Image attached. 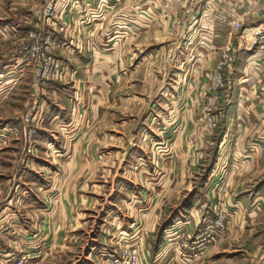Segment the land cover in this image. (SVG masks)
Segmentation results:
<instances>
[{
    "label": "rangeland",
    "instance_id": "1",
    "mask_svg": "<svg viewBox=\"0 0 264 264\" xmlns=\"http://www.w3.org/2000/svg\"><path fill=\"white\" fill-rule=\"evenodd\" d=\"M160 5L166 14L167 2ZM129 7L124 0H0V264H98L105 248L125 243L117 236L129 224L137 230L126 237L138 238L148 264L167 228L171 264H257L264 252V213L251 223L226 196L257 183L237 174L236 160L216 172L227 104L209 131L203 86L191 120L211 143L199 148L197 139L190 149L189 101L179 96L188 89L174 80L198 72L177 68L174 40L157 19L148 34L133 23L126 38ZM51 64L57 76L46 71ZM243 114L235 119L250 128ZM221 210L223 230L210 224Z\"/></svg>",
    "mask_w": 264,
    "mask_h": 264
},
{
    "label": "crops",
    "instance_id": "2",
    "mask_svg": "<svg viewBox=\"0 0 264 264\" xmlns=\"http://www.w3.org/2000/svg\"><path fill=\"white\" fill-rule=\"evenodd\" d=\"M124 1L127 6H130L129 8H126L125 12L126 38L134 35L131 31L133 23L138 27L137 32L139 31L148 34L150 30L149 28L154 22H152V20L157 19V21H161L162 24H165L166 26L162 29L163 33L172 37L174 40L171 43L172 46L170 47V50L177 53V68H191L193 73L198 72L195 80H191L192 78H183V76H181L182 73L180 72L177 73L174 81L178 86L184 85V88L188 89V92L179 94V96H182V99L184 98L189 101V107L185 109V115H187L189 120L185 129V133L188 132L187 137L189 138H187L188 140L186 141L188 143L187 146L195 152L198 148L196 141L199 139V148L203 147V144L208 147L207 144L211 143V141H209L208 138H203L201 136L196 123L191 119L194 118L197 111L195 101L200 99V95H202L204 89L203 86L206 87L208 81L206 72L212 69L218 55L217 48L210 50L207 46H199L197 44L198 39L201 38L200 33L201 35L203 33L204 35H211V30H209V27H211L210 21L203 19L201 25L204 29L188 37L186 32L187 28L191 26L192 20L190 18L191 13L187 12L186 7H184L185 0H136L135 4L138 5L135 7L132 1ZM160 1L163 3L167 2L168 4L166 14H162L163 11L161 12L162 7ZM150 9L153 10V12L150 13ZM117 21L122 22L121 18H118ZM116 46L117 45L115 44L111 50H114ZM157 51H161V49H157ZM182 54H184L183 62ZM254 55H256V52L252 51L246 55L244 54L242 57L240 51L237 63L235 64V68H237L238 72H234L235 68H232L230 72L227 73V76L232 81L231 88H233V90L230 91L224 101L227 104V109L223 116L224 128L218 144L220 156L216 164V172L219 173L224 165L232 160H236L235 164L240 166L237 174L241 175L243 180L248 175L255 184L257 183L253 189L244 191L242 194H239L241 191H239V193L231 192L230 190L226 191V196L229 195L228 198H235L236 203L233 206H236L239 211L243 210L248 212V217L252 219L251 223H255L257 217L264 213V66L261 67L258 62L254 60ZM150 57L152 62L157 60H153V54H151ZM242 58L243 60L241 62ZM142 62H140V65ZM138 65L139 64H137V66ZM201 70L206 71L203 72L205 74L202 78L203 82L198 80V77L202 75ZM163 79L164 82H162V89L164 90L166 82L165 78ZM181 82L183 84H180ZM242 109H246L250 112L249 114H243L244 116H249L251 119L250 128L246 129V127L242 126V123L239 124L241 121L235 119L236 114L238 116L242 115V113H240ZM234 122H236L235 126ZM178 132L181 133L182 128H179ZM173 133H175V131H173ZM193 135L195 142L194 144H191ZM183 138L184 135H179L177 137L179 141L181 140L183 142L184 147ZM190 159L192 160V158L189 157L188 160ZM173 160H167V162H172ZM206 193L214 198V195H212L211 192ZM228 198L227 200L230 201ZM210 199L212 198L210 197ZM254 219L255 221H253ZM136 230L137 227L135 224H129L128 227L120 230L121 233L118 232L120 235L117 237L120 242H126L130 239L126 236L134 235ZM129 231L134 233L129 234ZM172 236L171 228L165 229L163 241L160 243V249L151 259L150 264L174 263L175 256L170 259V257H168L169 251L167 252L168 249L171 250L170 242L172 241ZM216 256L219 258V256L223 255ZM147 261V257H142L139 264H148Z\"/></svg>",
    "mask_w": 264,
    "mask_h": 264
},
{
    "label": "built area",
    "instance_id": "3",
    "mask_svg": "<svg viewBox=\"0 0 264 264\" xmlns=\"http://www.w3.org/2000/svg\"><path fill=\"white\" fill-rule=\"evenodd\" d=\"M164 1V0H163ZM161 2V1H160ZM184 7L191 13V26L187 28L186 35L190 37L194 33L202 31L201 22L203 19L209 20L211 35H204L198 39V45L207 46L211 49H218V55L215 59L213 70L206 84V104L204 106L206 114L207 129L212 131L221 117V107L224 103L228 90L231 89L232 81L227 73L234 68L237 62L238 54L243 49L246 51H255L254 60L264 66V0H185ZM252 27L253 40L250 42L247 38L246 29ZM259 42L260 44H257ZM257 44V45H256ZM40 47L32 50V58L40 53ZM46 54L43 53L42 57ZM41 58V55H39ZM53 64L46 67V71L51 76L58 75V71ZM242 113L248 114L246 109ZM20 125L14 126L11 134H17ZM7 136V132H5ZM220 215L212 218L210 224H215L216 228L223 230L227 222V214L220 211ZM179 228V227H178ZM181 232L177 230L176 235ZM183 240L184 249L190 248V236ZM133 238V236H132ZM179 242V241H178ZM178 242L176 244L178 245ZM195 242V241H194ZM138 241V238L125 243H121L118 248L102 251L98 256V264H139L142 257L146 258V248ZM148 250V249H147ZM257 264H264V252L260 256Z\"/></svg>",
    "mask_w": 264,
    "mask_h": 264
},
{
    "label": "trees",
    "instance_id": "4",
    "mask_svg": "<svg viewBox=\"0 0 264 264\" xmlns=\"http://www.w3.org/2000/svg\"><path fill=\"white\" fill-rule=\"evenodd\" d=\"M162 241H163V234L160 233V236H159V239H158V242H159V243H156L155 246L152 247V254H155V253L158 251V249H159V244H160V242H162Z\"/></svg>",
    "mask_w": 264,
    "mask_h": 264
}]
</instances>
